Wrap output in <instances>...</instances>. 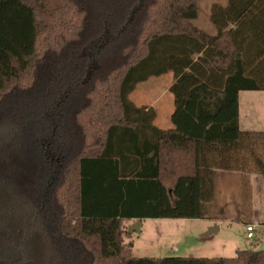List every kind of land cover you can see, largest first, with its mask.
Listing matches in <instances>:
<instances>
[{
    "label": "trees",
    "instance_id": "trees-1",
    "mask_svg": "<svg viewBox=\"0 0 264 264\" xmlns=\"http://www.w3.org/2000/svg\"><path fill=\"white\" fill-rule=\"evenodd\" d=\"M0 0V264H264L136 258L133 219H204L216 171L264 175L239 94L264 91V0ZM95 62L87 78L89 66ZM173 73V129L130 95Z\"/></svg>",
    "mask_w": 264,
    "mask_h": 264
},
{
    "label": "rangeland",
    "instance_id": "rangeland-1",
    "mask_svg": "<svg viewBox=\"0 0 264 264\" xmlns=\"http://www.w3.org/2000/svg\"><path fill=\"white\" fill-rule=\"evenodd\" d=\"M227 4L228 0H199L200 13L194 24L211 35H215L216 30L211 22L212 7L214 5L226 6ZM94 63L89 66L88 71ZM172 79V74L151 78L137 87L130 95V100L138 107L150 105L169 87ZM169 100L172 101V95L168 92L163 101L157 105L160 112L157 124L162 128L172 126L171 110L166 108ZM241 107L242 127L264 134V93H245L241 99ZM250 170L247 168L244 171H239L243 176L242 179H231L224 181V184H221V177L216 178V190L209 202V205H213L208 206L206 217L201 221L179 223L174 219H148L144 223L141 235L129 234L130 227L127 224L124 227V242L126 244L133 243V256L154 259L172 257L213 259L234 258L239 251H264V224L257 226L254 239L247 238V222L249 221L247 215L251 214L250 210L246 211L237 207V202L232 204L229 209L221 210V202L224 199H238L240 189L246 180L254 174ZM221 187H224V190ZM259 212L261 221L264 222V207H261ZM215 219L217 220L214 221ZM205 227L209 228L202 232ZM215 227L221 228V231L203 237L205 233Z\"/></svg>",
    "mask_w": 264,
    "mask_h": 264
},
{
    "label": "crops",
    "instance_id": "crops-1",
    "mask_svg": "<svg viewBox=\"0 0 264 264\" xmlns=\"http://www.w3.org/2000/svg\"><path fill=\"white\" fill-rule=\"evenodd\" d=\"M227 6V5H226ZM172 74L173 79L172 82L170 83V85H168L169 87H167V89H165V95L164 92L162 94H160L159 97H157L156 101L153 102L150 105H144L138 108H147L148 109H154L156 112V119L154 122L155 127H157L160 130H169V129H173L174 125L172 123V115L175 111V101H174V96L172 95V101L169 100V104H166V108L167 110H171V123L172 126L171 127H167V128H162L157 124V121L159 120V116H160V112L158 111L157 105L159 103H161L163 101V99L166 97L167 93H171L170 92V88L171 86L174 84L175 82V78L173 73H169ZM168 75V74H166ZM164 76V75H163ZM162 77V76H161ZM146 83V82H145ZM141 85V84H139ZM138 85V86H139ZM168 91V92H167ZM247 92H262L264 93V91H243L240 92L239 94V126L241 131L243 132H248V133H256V130L254 129H250V130H246L245 128L242 127V122H241V117H242V112H241V99L242 96L247 93ZM164 97V98H163ZM163 98V99H162ZM162 99V100H161ZM168 114L170 113L169 111L167 112ZM221 177V184H224V181H229L231 179H242V174L239 173V171H222V170H218L216 171L215 175H214V190H216V183L215 180L216 178ZM221 189L224 190V187H221ZM222 191V190H221ZM237 202V203H236ZM236 203L237 207H241L244 210H250L251 214L249 213L247 215V218L249 219V221L247 222V226L249 225H253L257 228L258 225L260 224H264V222L261 221V215L259 212V209L261 207H264V175L263 174H259V173H254L253 175L250 176V178H248L246 180V183L244 184V186L242 187V189H240V193L238 195V199H224L223 202H221L222 211H225L227 209H229L231 207L232 204ZM211 205L209 203L206 205V208H208V206L211 207ZM235 209V208H234ZM138 219H133L131 221H129L127 224L129 225V227H132ZM148 219H142V225H141V233L137 234V235H141L143 232V228H144V223L145 221ZM166 220V219H163ZM173 220V219H172ZM175 221L181 223V222H196V221H201L202 219H174ZM217 219H215L214 221H216ZM231 220V219H229ZM209 227H205L202 232H205L206 230H208ZM221 231V228H219V232ZM206 234V233H205ZM203 237H205V235H203ZM134 248V245H133ZM133 252V249H132Z\"/></svg>",
    "mask_w": 264,
    "mask_h": 264
},
{
    "label": "water",
    "instance_id": "water-1",
    "mask_svg": "<svg viewBox=\"0 0 264 264\" xmlns=\"http://www.w3.org/2000/svg\"><path fill=\"white\" fill-rule=\"evenodd\" d=\"M143 0H140L139 4L132 10L131 15L128 19L129 22H132L134 19L135 14L141 9ZM96 67V63L93 64V66L90 68V70L88 71L87 74V78H89V76L91 75L92 69H94ZM141 225H142V220H137V222L129 228L128 233L129 234H140L141 233ZM219 232V228L215 227V228H211L206 234L205 236H211L213 234H216Z\"/></svg>",
    "mask_w": 264,
    "mask_h": 264
},
{
    "label": "built area",
    "instance_id": "built-area-1",
    "mask_svg": "<svg viewBox=\"0 0 264 264\" xmlns=\"http://www.w3.org/2000/svg\"><path fill=\"white\" fill-rule=\"evenodd\" d=\"M255 229L256 227L253 225L247 226V238L248 239L252 240L255 238V232H256Z\"/></svg>",
    "mask_w": 264,
    "mask_h": 264
}]
</instances>
